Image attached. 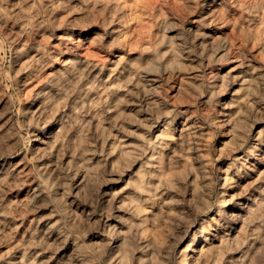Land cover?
<instances>
[{
  "label": "rangeland",
  "instance_id": "obj_1",
  "mask_svg": "<svg viewBox=\"0 0 264 264\" xmlns=\"http://www.w3.org/2000/svg\"><path fill=\"white\" fill-rule=\"evenodd\" d=\"M264 264V0H0V264Z\"/></svg>",
  "mask_w": 264,
  "mask_h": 264
},
{
  "label": "bare ground",
  "instance_id": "obj_2",
  "mask_svg": "<svg viewBox=\"0 0 264 264\" xmlns=\"http://www.w3.org/2000/svg\"><path fill=\"white\" fill-rule=\"evenodd\" d=\"M204 241H208V237L205 238H200L199 240H192L189 244H188V248L186 249V259L184 261L183 264H191V252L195 250V248Z\"/></svg>",
  "mask_w": 264,
  "mask_h": 264
}]
</instances>
